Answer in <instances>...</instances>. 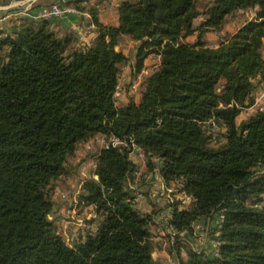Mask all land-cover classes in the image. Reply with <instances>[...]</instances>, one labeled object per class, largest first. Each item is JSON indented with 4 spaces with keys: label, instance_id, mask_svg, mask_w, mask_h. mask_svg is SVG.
I'll return each mask as SVG.
<instances>
[{
    "label": "trees",
    "instance_id": "16d2710c",
    "mask_svg": "<svg viewBox=\"0 0 264 264\" xmlns=\"http://www.w3.org/2000/svg\"><path fill=\"white\" fill-rule=\"evenodd\" d=\"M197 1L122 0L112 25L100 19L104 0H66L81 22L90 16V44L55 30V18L22 16L0 31V264H158L165 243L152 226L173 232V264H264V103L238 120L264 82V0H213L204 11ZM211 31L222 35L217 46ZM123 37L135 42L136 76L150 56L159 63L141 99L121 105L132 59L117 49ZM97 135L108 141L89 153L94 167L77 193L95 218L69 240L51 218L53 194ZM154 174L183 194L161 221L159 207L138 201L156 206L142 189ZM201 222L213 250L193 245Z\"/></svg>",
    "mask_w": 264,
    "mask_h": 264
},
{
    "label": "rangeland",
    "instance_id": "374dc122",
    "mask_svg": "<svg viewBox=\"0 0 264 264\" xmlns=\"http://www.w3.org/2000/svg\"><path fill=\"white\" fill-rule=\"evenodd\" d=\"M212 2L213 0H198L197 5L200 11H204V9L209 6ZM249 14L250 16L253 15L252 12H249ZM244 18L245 17L241 15L233 17L231 16L229 18V23L227 24V30H235L236 26L240 24L241 21L244 20ZM221 36L222 35L220 33L211 31L208 33L207 39L212 45L215 46L219 43ZM194 38V36L189 37L190 40H193ZM121 46L124 50H126L130 57L135 55L136 48L134 42L128 40L123 42ZM132 60L134 61V59ZM158 63V56H150L148 58V66H146V69L143 71V73L138 76L134 74L133 66L131 68L128 67L129 65L126 66L122 74V95L125 92V87H127V85H129L128 83L131 81L139 83L140 86H138V91L135 93L139 94L140 89H143L142 83L144 78L154 71V69L156 68L155 66ZM119 97V102H123V97ZM244 117H246L245 113L239 116V121H241ZM221 131L223 130L220 128H218V130H214L216 138H218V133H220ZM107 141L108 140L103 135H97L88 144L83 145L70 161L71 166L75 170L74 173L65 180L60 181L53 194L56 206L51 218L57 219V222L60 224L61 231L69 240L77 238L79 236L80 230L88 227V221H90V219L95 218V213L92 207L78 204L77 193L79 191L81 181L86 177L90 176L94 167V161L88 157L89 153L95 151L98 146H103ZM132 159L140 165V172L144 173L146 171L144 161L145 158L141 150H135L132 153ZM142 189L146 191L150 189V197L152 199L151 202L156 203V206L149 203V200H147V197L144 195H140L138 197L140 206L146 211H151L153 208L159 207L160 212H158L156 218H159L160 220L164 218L170 211L169 208H166L168 200L172 199V197H183V194H178L176 196L173 195L170 191L175 188L172 187L171 189L166 187L159 174L151 175V177L147 181V184H145ZM184 199L186 200V203L189 202L188 199ZM210 228L211 227H209V225H206L204 222L199 223L196 235L192 238L194 247L205 248L209 251L215 248L212 238L210 236ZM152 229L155 233V239L161 244L165 243L162 244V246H164V249L157 248V250L155 251L154 255L158 264H173L174 260L172 258V255L169 253L168 250H166V247H168L169 244L168 239L171 238L172 234L162 230V227L152 226Z\"/></svg>",
    "mask_w": 264,
    "mask_h": 264
},
{
    "label": "crops",
    "instance_id": "0c3cea01",
    "mask_svg": "<svg viewBox=\"0 0 264 264\" xmlns=\"http://www.w3.org/2000/svg\"><path fill=\"white\" fill-rule=\"evenodd\" d=\"M54 1L55 0H0V31H2V30L10 31L12 28L11 24H12L13 19L25 16V14L27 12L34 13L43 4L51 3ZM93 1H95V0H93ZM121 1L122 0H104V3L100 6V19H101V21L108 23V24L117 25L118 20H119L117 8H118V5ZM252 14H253V12H252ZM79 17L80 16L78 13H69L62 18H57L54 21L53 28L57 31H60V32H64L66 30L77 31L81 36L80 42L83 44H90L96 35V33L94 31L95 27L93 24H91L90 16L88 14L84 15L85 18H84L83 22H81L79 20ZM128 40H130L128 37H123L121 40V44L117 47V49L122 50L127 55H128V53L126 52V50H124L122 48L121 45L123 42L128 41ZM131 42H133V41H131ZM217 45H215V46H217ZM158 58H159V56H158ZM132 59H133V56H132ZM133 62L134 61L132 60L128 67L131 68ZM157 65L155 67H157ZM146 66H148V59L146 60ZM121 84H122V77L120 79V84L118 86V91L116 94L119 104L124 105V104L128 103L131 99H134L136 101H139L141 99L142 89H140L139 94H135L138 91L137 90L138 86H140L139 83L134 82V81L129 82L128 83L129 85H127V87H125V92L123 93V95L121 92L122 91V89H121L122 85ZM257 85H258L257 91H263L264 90V82L260 83L257 81ZM119 96L123 97V99H124L123 102H119V99H120ZM256 109H258L257 106H251L245 110L247 112H245V111L242 112V114H244V113L246 114V117H244L243 119H246L247 116L249 114L253 113L254 111H256ZM168 213H167V215H168ZM156 220L161 221L159 218H156ZM158 223H159L158 226H160L161 225L160 222H158ZM164 231L168 232L170 234L172 232L171 229H169V228H165Z\"/></svg>",
    "mask_w": 264,
    "mask_h": 264
},
{
    "label": "built area",
    "instance_id": "2783aa9c",
    "mask_svg": "<svg viewBox=\"0 0 264 264\" xmlns=\"http://www.w3.org/2000/svg\"><path fill=\"white\" fill-rule=\"evenodd\" d=\"M66 0H56L52 2L50 5H42L40 6L36 12L30 13L27 12L25 14L26 17L32 18H62L69 13H78V11L71 6L65 4ZM264 103V90L258 91L255 97V103L253 106H257L258 108L262 106ZM110 140L114 141V144H119L120 142L116 138H111Z\"/></svg>",
    "mask_w": 264,
    "mask_h": 264
}]
</instances>
